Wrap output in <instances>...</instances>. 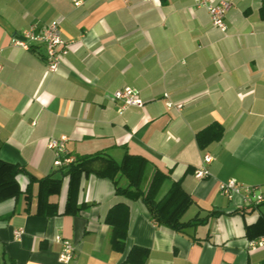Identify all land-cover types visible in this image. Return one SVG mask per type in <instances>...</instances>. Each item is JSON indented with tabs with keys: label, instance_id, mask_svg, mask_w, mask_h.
<instances>
[{
	"label": "crops",
	"instance_id": "1",
	"mask_svg": "<svg viewBox=\"0 0 264 264\" xmlns=\"http://www.w3.org/2000/svg\"><path fill=\"white\" fill-rule=\"evenodd\" d=\"M76 1L0 0V160L37 177L58 176L46 142L62 136L74 158L142 156L149 162L142 189L161 171L167 179L157 198L180 182L192 200L183 222H203L175 231L152 219L143 201L117 195L111 180L93 174L81 179L78 203L86 208L65 215L64 178L52 197L57 216L36 214L37 185L28 209L24 194L0 203V264H63V240L76 248L69 264H129L134 246L149 250L145 264H264V246L250 249L264 236V204L245 207L242 196L229 200L219 190L230 180L264 185V0H227L226 33L193 0ZM58 18L71 48L59 72L49 73L42 47L25 50L11 39ZM124 87L139 92L142 108L119 113L113 93ZM213 123L223 126V137L202 150L196 135ZM202 167L210 175L198 179ZM17 180L24 192L28 176ZM117 204L130 209L123 253L112 248L105 221Z\"/></svg>",
	"mask_w": 264,
	"mask_h": 264
},
{
	"label": "trees",
	"instance_id": "2",
	"mask_svg": "<svg viewBox=\"0 0 264 264\" xmlns=\"http://www.w3.org/2000/svg\"><path fill=\"white\" fill-rule=\"evenodd\" d=\"M224 134V128L218 123H213L204 130L198 132L196 141L200 149L204 150L215 142H219ZM149 162L142 156L126 153L122 162L116 161L106 152H97L92 155H77L70 165L62 167L59 175L54 173L46 177H37L24 166L0 160V203L24 194L27 209L30 207L33 197V187L38 186L37 215L53 217L59 214L58 203L52 201L53 196H58L61 191L64 178L69 179V188L64 214L76 215L86 208L78 203L81 179L83 176L96 175L100 178L111 180L115 185L117 195L130 200H141L147 206L151 218L159 224L165 225L175 231L182 232L188 226L202 223L203 220L195 218L190 222H183L182 217L192 203L190 196L185 193L180 182H174L166 193L159 199L158 194L167 175L155 170L150 184L146 190L142 189V183ZM21 174L28 176L29 184L23 192L20 189L17 177ZM120 179L126 181V185L120 184ZM183 200L181 206L174 214L168 216L167 212L178 202ZM130 209L126 204H117L112 207L105 219L112 228L110 238L111 246L118 252L126 249V240L129 234ZM149 257V250L134 246L127 254L126 262L129 264H145Z\"/></svg>",
	"mask_w": 264,
	"mask_h": 264
},
{
	"label": "built area",
	"instance_id": "3",
	"mask_svg": "<svg viewBox=\"0 0 264 264\" xmlns=\"http://www.w3.org/2000/svg\"><path fill=\"white\" fill-rule=\"evenodd\" d=\"M196 8L205 9L210 17L212 25L222 33L227 32L226 16L232 8V3L227 0H193ZM81 4V0L75 2L76 6ZM62 18H58L50 22L47 26L39 28L37 24H32L20 33L13 35L11 44L25 50L32 48H43V57L46 68L49 73H58L61 65L65 62L71 48V43L66 42L61 33ZM3 64L0 59V72ZM113 98L121 102L119 113H122L128 107H143V101L139 96V92L131 87H124L113 93ZM167 108H175L180 111L182 105H173L166 103ZM68 138L62 136L60 139H49L46 146L55 152L54 166L62 168L70 165L75 158L68 154L66 143ZM213 161L212 156L206 154L204 162L209 164ZM209 170L205 167L198 168L195 171V177L198 179L209 176ZM220 192L229 200H233L235 196H242V205L245 207H256L264 204V185L263 186H243L235 180L219 185ZM23 230H17L14 235L17 239L23 236ZM264 246V236L258 241L250 244L251 250H256ZM76 255V248L73 242L69 240L62 241V250L59 254V261L63 264H69Z\"/></svg>",
	"mask_w": 264,
	"mask_h": 264
}]
</instances>
